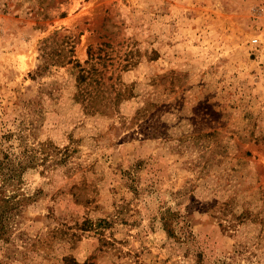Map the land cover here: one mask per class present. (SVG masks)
Returning a JSON list of instances; mask_svg holds the SVG:
<instances>
[{"label":"rangeland","instance_id":"374dc122","mask_svg":"<svg viewBox=\"0 0 264 264\" xmlns=\"http://www.w3.org/2000/svg\"><path fill=\"white\" fill-rule=\"evenodd\" d=\"M0 160V264H264V0H0Z\"/></svg>","mask_w":264,"mask_h":264},{"label":"trees","instance_id":"16d2710c","mask_svg":"<svg viewBox=\"0 0 264 264\" xmlns=\"http://www.w3.org/2000/svg\"><path fill=\"white\" fill-rule=\"evenodd\" d=\"M4 168L3 162L0 160V172H2ZM24 168V167H23ZM19 170V169H18ZM16 170V171H18ZM15 195L14 194H7L5 193V190L3 187L0 186V236H2L3 233V227H4V220L3 217L6 214L9 204H15ZM7 206H6V205Z\"/></svg>","mask_w":264,"mask_h":264},{"label":"built area","instance_id":"2783aa9c","mask_svg":"<svg viewBox=\"0 0 264 264\" xmlns=\"http://www.w3.org/2000/svg\"><path fill=\"white\" fill-rule=\"evenodd\" d=\"M255 42L257 41V39L254 40Z\"/></svg>","mask_w":264,"mask_h":264}]
</instances>
